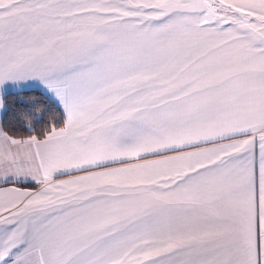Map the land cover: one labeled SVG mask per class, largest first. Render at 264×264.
<instances>
[{
  "label": "snow or ice",
  "instance_id": "obj_1",
  "mask_svg": "<svg viewBox=\"0 0 264 264\" xmlns=\"http://www.w3.org/2000/svg\"><path fill=\"white\" fill-rule=\"evenodd\" d=\"M17 86L0 264H264V0H0Z\"/></svg>",
  "mask_w": 264,
  "mask_h": 264
},
{
  "label": "trees",
  "instance_id": "obj_2",
  "mask_svg": "<svg viewBox=\"0 0 264 264\" xmlns=\"http://www.w3.org/2000/svg\"><path fill=\"white\" fill-rule=\"evenodd\" d=\"M4 101V111L1 114V126L9 132L11 135L17 137H27L31 133L25 130V121H31L35 117L28 115L31 110V104L33 101H40L39 108H44L45 105H50L48 95L43 93L40 88H27L22 90L8 91L2 95ZM27 101L28 107L21 102V100ZM52 115H59L55 108L51 112L45 111L44 125H37L39 129L42 126H46Z\"/></svg>",
  "mask_w": 264,
  "mask_h": 264
},
{
  "label": "crops",
  "instance_id": "obj_3",
  "mask_svg": "<svg viewBox=\"0 0 264 264\" xmlns=\"http://www.w3.org/2000/svg\"><path fill=\"white\" fill-rule=\"evenodd\" d=\"M29 83H34V82H29ZM27 88H39V87H24L23 89H27ZM15 90H21V88L17 86V87H9L7 90H0V96H2L4 93L8 91H15ZM2 110L3 108H0V118H1ZM0 127H2L1 121H0ZM258 160H259V157H258V149H257V164H258Z\"/></svg>",
  "mask_w": 264,
  "mask_h": 264
},
{
  "label": "rangeland",
  "instance_id": "obj_4",
  "mask_svg": "<svg viewBox=\"0 0 264 264\" xmlns=\"http://www.w3.org/2000/svg\"><path fill=\"white\" fill-rule=\"evenodd\" d=\"M4 108H5V106H3V110H2V113H3V111H4Z\"/></svg>",
  "mask_w": 264,
  "mask_h": 264
}]
</instances>
